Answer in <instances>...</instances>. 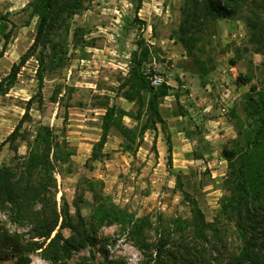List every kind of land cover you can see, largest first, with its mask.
<instances>
[{
    "label": "rangeland",
    "instance_id": "374dc122",
    "mask_svg": "<svg viewBox=\"0 0 264 264\" xmlns=\"http://www.w3.org/2000/svg\"><path fill=\"white\" fill-rule=\"evenodd\" d=\"M29 1L0 0V49L4 33L11 31L0 58V80L33 43L37 16L28 8ZM138 2L88 0L85 8L73 16L71 29L82 28L86 43L74 48L70 34L66 65L46 73L42 100L35 98L32 118L21 129L18 155L27 156L29 140H33L39 125H50L74 150L70 161L58 163L56 168L54 192L58 207L65 201L73 214L80 208L88 216L95 202L89 180L93 179L97 190H101L102 181L104 195L114 203L137 216H149L154 226L160 224L169 230L176 241L180 235L191 241L189 223L193 213L185 195L188 193L197 199L206 220L226 226L230 239H234L236 218L230 221L220 214L222 202L230 193V167L224 149L238 137V119H246L245 94L251 85L264 89V0H247L236 16L202 25V39L196 48L198 57L205 61L202 67L178 39L185 0H142L137 11ZM140 37L152 52L148 70L155 74L151 81L160 75L171 86L160 104L167 128L146 131L135 152L126 150L124 138L112 129L102 158L89 161L102 133L105 107L137 108L123 97L122 83ZM37 67L36 57H30L8 93L0 94V143L15 128L27 101L38 91ZM124 122L130 127L137 125L130 117ZM167 134L172 140V164L168 162ZM14 156L9 144L4 145L0 167L14 164ZM177 219L183 223L178 224ZM0 227L18 230L28 237L27 227L12 222L6 209H0ZM120 230V224L99 230L110 254L126 264H145L141 250ZM156 236L152 230L150 239ZM92 255L101 257L96 247L84 248L74 253L70 263ZM31 259L32 264H50L38 251L31 254ZM14 260L7 254L0 257V264H14Z\"/></svg>",
    "mask_w": 264,
    "mask_h": 264
},
{
    "label": "trees",
    "instance_id": "16d2710c",
    "mask_svg": "<svg viewBox=\"0 0 264 264\" xmlns=\"http://www.w3.org/2000/svg\"><path fill=\"white\" fill-rule=\"evenodd\" d=\"M87 1H29L28 8L37 16L33 43L0 80V94L8 93L27 60L36 57L38 91L27 101L25 112L15 128L0 143V149L9 144L15 151L16 161L0 167V209L9 211L12 222L27 227L28 237L18 230L0 227V257L11 254L15 258L14 264H32L31 254L38 251L50 264H126L123 259L110 254L106 238L99 235L101 227L120 224V234L141 250L145 264H264V89H258L254 84L245 94L247 116L237 121L238 137L224 149L230 167L227 181L230 193L222 202L220 214L230 221L236 218L234 239H230L226 226L218 221H207L197 199L188 193L185 195L193 213L189 223L193 232L191 241L183 235L176 241L169 230L160 224L154 226L149 216H137L114 203L104 195L102 181L99 183L101 190H97L93 179L89 180L95 202L88 216H84L80 208L73 214L65 201L58 207L54 192L56 168L58 163L70 161L74 150L69 141L60 138L50 125H39L33 140H29L27 156L18 155L21 129L32 118L35 98H39V102L42 100L46 73L66 65L70 34L74 48L85 42L84 30L71 29V19L85 8ZM246 2L185 0L181 8L178 39L199 67L205 65L196 51L197 43L202 39V25L218 18L236 16L240 6ZM141 7L142 0H139L137 11ZM4 38L0 58L5 53L11 31L5 32ZM151 55L150 45L140 37L131 54L128 76L122 83L123 97L137 108L105 107L102 133L93 145L89 161L102 158L112 129L122 135L124 148L132 152L139 148L146 131H157L159 126L166 130L167 121L160 104L169 95L171 86L166 82L152 84L151 76L155 71L148 70ZM201 75H205L204 72ZM245 78L250 80L247 75ZM125 117L136 120L137 125H126ZM167 143L168 162L172 164L170 134H167ZM177 223L182 224L183 221L177 219ZM65 230H69L68 235ZM152 230L157 232L155 240L150 239ZM87 247H96L101 257L84 256L79 262L70 263L76 251Z\"/></svg>",
    "mask_w": 264,
    "mask_h": 264
},
{
    "label": "built area",
    "instance_id": "2783aa9c",
    "mask_svg": "<svg viewBox=\"0 0 264 264\" xmlns=\"http://www.w3.org/2000/svg\"><path fill=\"white\" fill-rule=\"evenodd\" d=\"M162 82H164V78H163V76H160V75H155L154 78L152 79V83L154 85H159Z\"/></svg>",
    "mask_w": 264,
    "mask_h": 264
}]
</instances>
